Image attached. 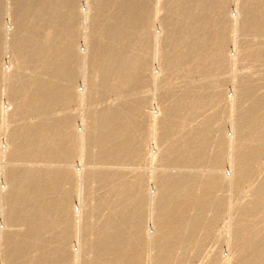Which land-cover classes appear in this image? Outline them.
<instances>
[{"label": "bare ground", "instance_id": "6f19581e", "mask_svg": "<svg viewBox=\"0 0 264 264\" xmlns=\"http://www.w3.org/2000/svg\"><path fill=\"white\" fill-rule=\"evenodd\" d=\"M211 1L198 0L201 10L197 13L193 10L194 2L189 1L174 13V0H157V14H163L160 35L152 32L147 16V2H121L119 6L130 11L113 19H123L128 27H107L102 32L101 37L105 44L97 57L96 65L93 66L91 83L84 80L87 84L85 90L75 92L78 64L89 59V52L79 53L71 37L62 42L60 40L71 36L77 28V1L52 0L51 4H47L46 0H13L10 17L12 16L17 32L9 40L10 35L1 22L4 0H0L2 93L11 104L21 105L24 112L35 121L26 125L23 130L9 131L8 148H0V157L10 163L51 161L54 158L57 161L53 162H71L77 146L72 139L75 130L71 125L70 109L79 100L89 106L91 120L83 131L82 155L95 166L107 167L102 173L95 174L91 170L88 173L85 171L83 175L70 168L66 172L60 165L49 166L36 173L8 171L5 174L8 189L5 193L0 191V216L5 222L4 229H0V256L4 264H142L145 247L155 251L151 257L153 264H170L177 257V253H189L197 229L217 232L221 214L214 212L208 218L204 213L206 207L219 203L218 194L226 182L228 185L231 183L229 188L241 190L250 184L253 177L264 175V166L261 165L264 149L246 148L252 145L255 138L264 143V101L257 103V106L253 105L239 124V130L244 132L245 139L239 146V153L230 157L233 177L228 181L216 171L207 175L199 173L193 177L195 187L191 188L188 183L189 176L182 171L179 176L169 174L155 178L156 192L153 194L151 190L145 189L141 180L136 184L129 183L124 175L119 174L118 169L110 167L132 165L145 158L143 145L131 140H118L127 130H131L133 135H140L147 130L149 137L154 136L155 141L157 139L156 144L163 155L161 166L164 168H184L203 162L217 166L222 162L219 153L204 157L209 146L205 139L208 120L204 121L203 129H194L183 138L174 131L172 125H167V120L171 119L184 126L215 99L221 102L223 95L220 92L205 91L197 88L199 86L186 89L182 94H176L173 90L167 91L168 97L180 106L189 94L187 105L184 103V116H177L174 107L168 108L164 110L167 120L161 116H153L152 124L148 127L142 121V116L146 113L142 102L132 104L128 100V94L134 88L144 86L150 77L157 83L159 76L150 74L148 65L152 38L156 48L154 59L165 74L176 72L185 65V75L193 78L194 75L213 74L212 69L215 74L228 67L230 60L226 55V45L230 31L228 32L226 20L219 22L215 37L216 47L212 54L199 56L212 40V35L206 30L207 5ZM259 2L261 5L258 10L250 9L247 4L243 5L245 18L234 29V35L240 31L247 38L264 37V0ZM78 15L82 14L79 12ZM88 15V11L83 14L85 18ZM122 38V47L117 49L116 46ZM8 43L13 48L16 65L12 74L2 68L3 47ZM251 48V52L246 54L250 62L264 58L263 45ZM48 52L52 53L49 60L45 57ZM37 66L43 72L28 85L21 73L23 69ZM207 67L212 69L207 70ZM214 74L207 75V80H213ZM254 92L253 85L242 87V93L249 101H253ZM109 97L117 98L115 107L96 112L91 110L94 103L103 102ZM15 114L16 110L9 114L6 107L0 105L2 119ZM173 144L183 147L176 157L172 155L173 149L168 147ZM150 161L160 162L156 156H150ZM74 176L80 179L81 186L90 182L100 186L115 183L109 196L117 197L121 201L118 214L104 219L97 217L100 209L110 206V198L99 199L95 208L81 206L80 212L74 213L72 190L63 188V184H71ZM181 189L185 194L180 198ZM88 195H92L91 192ZM250 198L253 200L249 205L264 204V181H261ZM127 199L132 201L131 208L126 204ZM148 203L154 234L145 232L143 228V210ZM249 209L248 205L243 206L239 208L237 215L246 219V213L251 210ZM263 227L250 235L245 247L241 244L246 252L233 254L237 264H252L250 259L262 254L259 250L261 247L258 249L254 246L264 242ZM14 229H20L18 231L22 233L21 238L18 239V233ZM125 234L131 239H126ZM74 242L77 244L76 251L73 249Z\"/></svg>", "mask_w": 264, "mask_h": 264}, {"label": "rangeland", "instance_id": "374dc122", "mask_svg": "<svg viewBox=\"0 0 264 264\" xmlns=\"http://www.w3.org/2000/svg\"><path fill=\"white\" fill-rule=\"evenodd\" d=\"M76 1V13L79 17V23L76 30L71 33V36L65 37L64 40L62 38L60 42L71 37L76 43L79 53L85 54L86 52H89V59L87 61H81L78 64L79 74L77 76L74 91L80 92L84 91L85 85H87L84 83V80L87 79L89 84L91 83L90 81L93 76V66L96 65L97 57L100 55L101 49L105 44L101 37L102 32L107 27H128L127 23H124L123 19L115 20L113 18L120 14H127L130 10L119 6L124 0ZM142 1L147 2L149 5L147 16L151 22L153 34L156 33L157 35H160L162 33L161 19L163 14L161 12H158L157 14V0ZM188 1L192 3L194 2L193 10L195 13L201 10L198 0H174L172 4V10L174 13ZM46 3L51 4L52 0H46ZM245 4H247L246 6H249L250 9L253 8L255 10H258L261 5L259 0H212L211 4L207 5L206 30L212 35V40L209 45H207L202 52L199 53V56L205 57L212 54L214 47H216L215 37L221 20H226L228 23V32L230 31L226 45V55L230 60L228 67L225 68V70L216 72L215 74L214 69L207 67V70L212 69L213 74L215 75V80L214 78L213 80H207L209 78L207 75L213 76V74L210 73L196 76L194 75V79L192 77H187L185 75L187 73V71H185L187 69L185 65H183L176 72H170L169 74L163 73L159 63L154 59L156 48L152 38L151 47L148 52V65L150 74L153 73L156 76H159L157 78V83H155L150 77L149 81L144 86L141 88H134L132 92L128 94V100L132 101V104L141 101L144 105L146 113L142 116V121L144 125L148 127L152 124L151 121L153 116H161V118L167 120L164 110L168 108L172 109L174 107L177 110V116H184L183 110L184 106L187 105L189 94L187 99L184 101L185 105L183 103L180 106L176 105L173 100L168 97V92L170 90H173L176 94H182V92L186 89H194L195 86H199L197 88H203L205 91L213 92L214 90V92H220L223 95L221 102L215 99L211 104L207 105L202 112L197 115V117L191 119L184 126L177 123V121H171V119L167 120V125H172L174 131L180 134V138H183L193 132L194 129H203L205 126L204 121L208 120L205 139H207L209 146L206 149L207 151L205 152L204 157L207 158L211 153H219L221 155L222 162H220L217 166H214L209 162H203L188 165L184 168L174 166L164 168L161 166L163 155L160 152V148H158L159 146L156 144V142L158 143L157 139L155 141L154 136L149 137L147 130H145L144 133L142 132L140 135H133L131 130H127L118 140H131L140 146L143 145L142 149L144 153L146 152L145 158L143 161L135 162L132 165L115 166L114 168L113 166L110 167L112 169H118L117 171H119V174L124 175L128 179L129 183L136 184V182L141 180L145 189L151 190L152 193L155 194V178L165 177L169 174L179 176L182 171L186 172L185 174L189 176L188 183L191 188L195 187L193 177L199 173L207 175L212 171H216L217 174L225 177L226 181L233 177V170L231 168L232 162L230 157H235L234 155L239 153V146L245 139L244 132L239 130V124L243 121L245 114H247V111L252 108L253 105L257 106V103L264 101V58L256 62H250L246 57V54L251 52L253 49L251 46H264V37L247 38L240 31L234 35V29L239 26L242 21H244L245 15L243 13V5ZM13 5V0H4L3 14L1 18L2 26L10 35L9 40L11 39V36L17 32L12 16L10 17V9H13ZM87 11L89 12V15L85 18L83 14H86ZM79 12L82 14L81 16L78 15ZM203 34H201V36ZM44 37L45 34H43L42 42H44ZM246 38L248 39L247 41ZM122 42L123 38L116 46L117 49L122 47ZM89 43H92L93 46ZM51 54V52L46 53V59H51ZM2 68L3 70H7L9 74H12L16 68L13 60V48H11L9 43L3 47ZM42 72V68L37 66L27 70L23 69L21 76L24 75L28 85H30ZM246 85H253L255 88V97L253 101H249V99L245 98L242 93V87ZM2 86L3 85L1 84L0 105L3 104L9 111V114H12V112L15 113L16 110V114L12 117H6V119H2L0 117V148L6 150L8 148L7 136L9 131L11 129L23 130L26 125L33 124L35 121L33 117L24 112L21 105L11 104L7 98L4 97L5 94L2 93ZM116 101V97H109L103 102L94 103L95 105L91 107V110L96 112L97 110L107 107H115L118 102ZM89 111V106L84 105L79 100L76 101L70 109L72 118L71 125L75 130V135L72 139L74 141L73 143L77 146V152L71 159V162L68 164L53 162L57 161L56 158H54L51 161L10 163L6 160L4 161L0 157V191L2 193L7 191L8 187L5 174L8 171L11 172L12 170L16 173H36L39 170H46L49 166L60 165L62 170H66V172L71 169L73 172H78L82 175L85 171L88 173L89 171L91 172V170H94L93 173L95 174L102 173V171L107 167H102L101 165L95 166L91 163L92 161H88L82 155L83 131L86 130L89 123H91ZM262 128L264 129V123H262ZM168 147L173 149L172 155H174V157L178 156V154L183 150V147H179L176 144ZM249 147H251L252 150L262 149L263 151L264 143L263 141L261 142L259 138H255L251 146H246V148ZM94 153H92V155ZM150 156H156L159 158L160 162H151ZM261 165L264 166V157L262 158ZM261 181H264V175L260 177L255 176L251 179L250 184L243 187L241 190H235L233 187L229 188L231 183L228 185L226 182L224 187H222L223 189H221L218 194L220 198L219 203L217 205H209L206 207V211L204 213V216L208 218H210L214 212H219L221 214V222L218 226L217 232L210 233L209 231L197 229L194 234L195 237L192 241L193 247L189 253L186 255L177 253V257L170 264H237V259L232 257L233 254L237 252H246V250H243L247 245L245 242L250 238V235L255 233L257 229L264 226V204L262 206H254L253 204L249 205L253 200L250 196L259 187ZM111 183L112 184H109L108 186H100L97 183L90 182L84 183L81 186L80 179L77 176H74L71 184H63V188L64 190H72V208L76 214L80 212L81 206L84 207V205H86L88 208H95L96 201L99 199L110 198V206L103 207L98 212L97 217L99 219H104L107 217H115V215L118 214V208L121 205V201H119L117 197L113 198L109 196L115 185V183ZM89 192H91L92 195H88ZM179 194L181 198V196L185 194V191L181 189ZM126 204L129 208H131V199H127ZM247 205L251 210L249 209L250 211L246 213V219L245 217L241 218L237 215L238 210L239 208ZM149 209L148 203L143 210V228L145 232L154 234L155 228H153L151 222ZM75 221H78L77 216L75 217ZM4 227V219L0 216V229H4ZM127 229L125 232H127ZM18 230L20 229H14V231L18 233L19 239L21 238L22 233ZM124 236L126 239H131L127 234ZM93 241L94 240H90V242ZM145 241H147V236L145 237ZM254 247L258 249L261 247L259 250H261L260 252H262V254L256 257L253 256V258L250 259L251 263L264 264V242L260 244L257 243ZM73 249L75 251L77 250V244L75 242L73 244ZM154 253L155 251L153 248L145 247V256L142 264H153L151 257ZM0 264H4L1 256Z\"/></svg>", "mask_w": 264, "mask_h": 264}]
</instances>
